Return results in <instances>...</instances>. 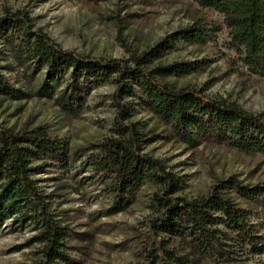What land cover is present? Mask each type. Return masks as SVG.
I'll list each match as a JSON object with an SVG mask.
<instances>
[{
  "label": "rangeland",
  "instance_id": "374dc122",
  "mask_svg": "<svg viewBox=\"0 0 264 264\" xmlns=\"http://www.w3.org/2000/svg\"><path fill=\"white\" fill-rule=\"evenodd\" d=\"M20 10L32 18V31L47 34L81 56L106 60H130L183 29L203 28L213 34L218 26L222 29L216 39L207 43L182 40L154 62L155 66H166L200 61L201 68L190 75L159 81L172 89L203 90L200 94L236 102L251 112L264 109V77L252 75L228 49L227 31L221 26L223 16L201 9L192 0H0V18ZM29 40L18 32L0 37V76L16 92L15 97L0 93V126L23 135L44 131L52 139L69 144L72 154L78 155L69 172L61 169L56 159L34 161L35 166H41L34 179L68 232L73 261L142 264L158 240L194 264H264V253L237 252L225 261L200 253L188 241L155 233L162 212L154 204L159 189L154 183L145 184L127 210L107 215L112 198L102 185L103 179L87 169L85 162L94 146L114 135L112 96L116 85L108 83L89 93L84 89L83 100L71 96V103L64 101L67 83L51 97L37 95L47 69H36L28 59ZM22 93L30 95L23 97ZM136 108L138 114L132 120L145 140L144 152L161 160L184 181L174 197H206L215 184L231 177L246 186L262 187V195L254 199L235 192L229 196L239 207L254 211L251 224L264 244V155H250L200 138L199 145L192 147L170 124L142 106ZM14 227L9 221L0 234V264H40V245L31 243L35 232Z\"/></svg>",
  "mask_w": 264,
  "mask_h": 264
},
{
  "label": "trees",
  "instance_id": "16d2710c",
  "mask_svg": "<svg viewBox=\"0 0 264 264\" xmlns=\"http://www.w3.org/2000/svg\"><path fill=\"white\" fill-rule=\"evenodd\" d=\"M192 1L203 10L223 16L221 26L227 31L228 49L252 75L264 77V0ZM31 22L29 14L22 10L7 13L0 18V37L18 32L30 39L28 59L35 63L36 69H47L46 80L42 81L37 95L51 97L67 83L64 101L71 103L74 98L83 100L84 89L89 93L108 83L116 85L112 96L116 109L114 135L94 146L85 162L87 169L100 175L107 195L112 198L107 215L127 210L136 202L141 188L154 183L159 187L154 204L162 212L155 233L188 241L200 253L225 261L237 252L264 253V244L251 224L254 211L239 207L229 196L235 192L254 199L262 195V187L246 186L231 177L215 184L206 197L192 200L174 197L182 190L183 179L168 170L161 160L144 152L145 140L132 120L139 105L170 124L192 147L199 145L200 138L250 155H264V109L251 112L236 102L200 94L203 90L172 89L159 81L190 75L203 66L200 61L155 66L154 62L174 43L182 40L207 43L213 37L216 39L217 31L222 28L216 26L213 34L203 28L183 29L130 60H106L63 48L47 34L32 31ZM0 93L16 96L1 76ZM129 99L137 102H127ZM77 157L69 144L52 139L44 131L23 135L0 126V234L9 221L14 229H31L35 232L31 243L41 248L40 264L79 263L71 259L68 232L59 224L52 202L34 179L41 170L34 161L56 159L61 169L69 172ZM142 264L194 262L167 248L164 241L154 240L148 259Z\"/></svg>",
  "mask_w": 264,
  "mask_h": 264
}]
</instances>
